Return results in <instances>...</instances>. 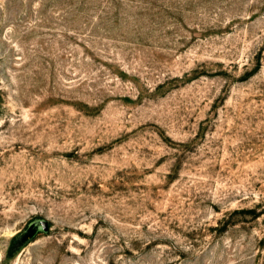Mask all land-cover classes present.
<instances>
[{
  "label": "rangeland",
  "instance_id": "obj_1",
  "mask_svg": "<svg viewBox=\"0 0 264 264\" xmlns=\"http://www.w3.org/2000/svg\"><path fill=\"white\" fill-rule=\"evenodd\" d=\"M0 264H264V0H0Z\"/></svg>",
  "mask_w": 264,
  "mask_h": 264
},
{
  "label": "water",
  "instance_id": "obj_2",
  "mask_svg": "<svg viewBox=\"0 0 264 264\" xmlns=\"http://www.w3.org/2000/svg\"><path fill=\"white\" fill-rule=\"evenodd\" d=\"M48 222L43 219V218H39V219H36L34 220L30 226H29V230L30 231H35L37 229H42L44 231L48 230Z\"/></svg>",
  "mask_w": 264,
  "mask_h": 264
}]
</instances>
